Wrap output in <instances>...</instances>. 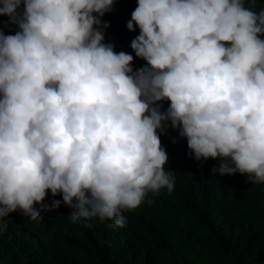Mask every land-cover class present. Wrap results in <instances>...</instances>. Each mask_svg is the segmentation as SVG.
I'll return each instance as SVG.
<instances>
[{"label":"clouds","instance_id":"9594fccd","mask_svg":"<svg viewBox=\"0 0 264 264\" xmlns=\"http://www.w3.org/2000/svg\"><path fill=\"white\" fill-rule=\"evenodd\" d=\"M116 2L0 0L19 29H0V235L11 213L40 221L59 207L43 203L49 192L73 223L123 228L125 211L174 189L158 135L169 123L195 160H221L213 172L264 184L257 0H137L126 27L146 63L135 71L133 55L103 42Z\"/></svg>","mask_w":264,"mask_h":264},{"label":"trees","instance_id":"16d2710c","mask_svg":"<svg viewBox=\"0 0 264 264\" xmlns=\"http://www.w3.org/2000/svg\"><path fill=\"white\" fill-rule=\"evenodd\" d=\"M136 7L137 0H117L100 18L109 24L103 42L133 55L134 71L146 63L130 48L139 29L126 27ZM260 10L264 0H257L255 11ZM8 20L0 16V29L15 34L19 29ZM161 103L166 110L168 102ZM182 142L187 144L185 138ZM220 163L197 161L187 149L183 177L175 178L174 189L149 193L137 209L125 211L123 228L98 217L73 223L72 209L49 192L43 203L61 204L42 211V220L19 211L4 219L0 264H264V184L246 183L247 175L239 173L213 172Z\"/></svg>","mask_w":264,"mask_h":264},{"label":"rangeland","instance_id":"374dc122","mask_svg":"<svg viewBox=\"0 0 264 264\" xmlns=\"http://www.w3.org/2000/svg\"><path fill=\"white\" fill-rule=\"evenodd\" d=\"M168 129V131L158 133L161 145L168 154L166 170L175 173L174 178H182L181 161L182 157L187 153V144L182 142L183 138L179 136L178 130L171 128L170 123Z\"/></svg>","mask_w":264,"mask_h":264}]
</instances>
